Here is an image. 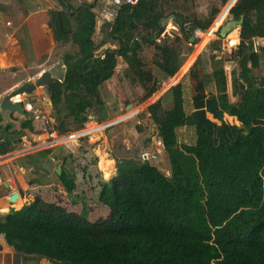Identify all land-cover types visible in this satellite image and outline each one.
<instances>
[{"label":"trees","instance_id":"16d2710c","mask_svg":"<svg viewBox=\"0 0 264 264\" xmlns=\"http://www.w3.org/2000/svg\"><path fill=\"white\" fill-rule=\"evenodd\" d=\"M57 1L60 8L46 12L53 38L65 44L71 34L78 47L75 54L65 55L62 82L47 84L56 112L53 129L59 135L83 128L88 110L102 104L100 85L113 76L119 61L144 89L145 98L151 95L159 80L139 56L142 43L153 46V64L163 77H171L182 64L181 42H190L194 30L208 28L219 9L214 7L204 17L173 12L181 36L170 38L161 26L169 0L124 2L107 23L116 48L94 54L93 5L74 7L70 0ZM229 13L233 19L243 15L235 51L239 87L229 103L214 97L204 100V112L214 119H204L205 138L178 145L174 111L181 107L182 94L180 84L171 86L173 108L163 123L170 142L165 146L170 174L147 160H119L115 175L97 182V201L109 213L94 221L40 197L16 210L14 205L8 212L1 210L7 213L0 216V232L18 249L21 263L44 259L51 264H264V74H255L259 55L253 43L255 37H264V0H238ZM207 38L205 34L199 45ZM224 115L238 123H228ZM184 121L195 126L196 113ZM22 128L37 136L31 118ZM13 147L11 141L0 139V155ZM29 164L34 171L38 168L35 158ZM99 167L108 178L113 161L100 154ZM58 179L70 196L75 174L63 170ZM17 201L23 199L18 196Z\"/></svg>","mask_w":264,"mask_h":264},{"label":"rangeland","instance_id":"374dc122","mask_svg":"<svg viewBox=\"0 0 264 264\" xmlns=\"http://www.w3.org/2000/svg\"><path fill=\"white\" fill-rule=\"evenodd\" d=\"M34 1L37 7L32 6V13L40 9H44L45 13L50 9L60 8L54 0H0V102L17 86L28 81L33 82L34 78L43 70H49L51 75L61 78L66 66L64 64L62 67V58L60 57L65 53H75L78 50L77 43L70 34L68 44H58L53 50H47L49 53L46 52L39 59L35 58L33 51L27 46L31 44L30 39L25 38V35L29 38L31 34L29 31H26L25 34L24 30L27 29L23 23L25 17L29 12L31 13L30 4ZM121 1L126 2V0ZM134 1L131 0L132 3ZM228 1L221 4L220 0H169V5H165L166 16L173 12H181L184 15L204 17L208 16L214 7L219 9L208 28L203 31L194 30L190 42L185 40L181 42L182 64L171 77H163L153 64V46L142 43L139 56L153 79L159 80L156 83V90L147 98H145L144 89L132 78L130 72L124 67V63L119 61L113 76L100 85L99 94L102 104H94L88 110V120L79 130H71L60 135L53 130L56 123V112L52 108L45 86H39L30 93L17 95L13 100L23 104L24 110L29 113L28 117L33 122V131L37 136L31 137L29 131L25 130L24 135L16 140L17 134L15 136L11 134L15 139L13 150L0 156V197H2L0 199V216L6 213L1 210L7 207L4 203L6 199L8 200L9 193L18 190L23 202H18L16 199L17 202L10 204L15 208L18 207L17 204L20 205V208L21 205L28 204L35 197H40L44 201L65 207L67 211L85 214L90 221L105 218L109 209L97 201L99 192L97 182L99 178L107 180L115 173L108 178L104 177V173L99 167L100 154L107 155L110 159L113 157L116 162L124 159L142 162L143 152L153 154L154 158L148 157L147 161L168 176L170 167L168 166L169 162L167 164L168 155L165 146L170 142L164 132L163 123L165 113L173 108L175 95L174 90L170 91L169 88L180 84L182 94L181 107L174 111L179 120V126L175 131L178 145L190 144L198 138H205L204 119L211 118L204 112L206 98L214 97L223 104L236 99L235 91L239 87L238 68L235 61L238 28L227 33L226 36H220L218 32L222 24L233 19L228 9L238 0L236 2L233 0L231 5L228 4ZM78 2L75 0V4ZM93 3L100 5L99 0H94ZM111 7L115 9L114 4H111ZM23 9L28 10L27 13H24ZM94 10H96L93 12L98 17L97 19L101 23L106 22L102 19V14L98 13L101 9L95 7ZM33 18L37 21L36 16ZM111 18L114 19V17ZM221 20L223 22L217 28ZM35 24L31 27L30 32L37 30ZM103 29L108 35L107 24L103 25ZM163 34L170 38L176 35L181 36L171 17L166 23ZM163 34L160 38H163ZM205 34L208 38L199 45ZM43 35L47 39L50 37L45 27H43ZM107 35L103 37L102 30L95 28L93 38L97 50L93 51L94 54L107 47L116 48L117 44L111 41ZM14 39L23 46V56L20 49L13 45L16 42ZM27 41L29 43L26 45ZM258 55L260 59L264 60V50H259ZM218 61L220 64L216 66ZM183 67L185 68L181 70ZM263 72L260 67L255 70V74ZM129 105L131 106L128 107ZM191 112L196 113L195 126L187 125L184 121ZM0 116V139H2L6 122L12 123L9 128L12 133L18 128L21 115L17 112L9 114L5 110H0ZM224 119L228 123H238L232 116L224 115ZM106 124L108 125L106 126ZM53 131L54 135L51 136ZM82 131L86 134H80ZM43 151H47V155L42 156L40 152ZM51 152L60 154L63 161L52 159ZM31 158H35L38 166L35 171L29 164ZM58 164H61V172L64 170L75 174L76 187L70 196L66 194L59 182L56 173ZM114 166L113 171L116 172ZM31 180L36 183L30 185L29 181ZM3 183L7 184L6 188H3ZM11 208L13 206L7 207V212ZM21 261L18 249L7 242L4 233L0 232V264H24ZM26 264L36 263L28 262ZM37 264L51 263L42 259Z\"/></svg>","mask_w":264,"mask_h":264},{"label":"crops","instance_id":"0c3cea01","mask_svg":"<svg viewBox=\"0 0 264 264\" xmlns=\"http://www.w3.org/2000/svg\"><path fill=\"white\" fill-rule=\"evenodd\" d=\"M79 2L78 3H76L75 4V0H70V2H71V4L74 6V7H77V6H79V5H81L83 2H85V3H87V4H92L93 5V10L92 11H95L96 12V10H94V8L96 7V8H99V9H101L100 10V12L98 11V13H99V15H101L102 14V19L103 20H105L106 22H104V23H101V21L99 20V19H97L98 17L95 15V13H94V15H95V17H94V19H95V22H94V26H93V29H94V31L92 32V34H91V37H90V39L92 40V42H93V45H95L94 44V38H93V35H94V32H95V28H99L100 30H102V36L103 37H105L106 35H107V33L104 31V29H103V25H105V24H107V23H109V22H111V20H112V18L111 17H115V15H116V13H117V10H118V8L124 3V2H120V0H99L100 1V5H94V0H78ZM136 1V0H135ZM134 1V2H135ZM54 2L57 4V5H59L58 4V1L57 0H54ZM111 4H114L115 5V9H112V7H111ZM31 7L34 5L35 7H37V5H36V2L34 1V2H31ZM60 6V5H59ZM39 7V6H38ZM106 10H108V12H106ZM111 10V11H110ZM113 11V12H112ZM113 13V14H112ZM34 16H36L37 17V21L33 18ZM35 22H36V24H35ZM7 23H9L8 21H7ZM23 23H24V25H25V29H27V30H24L25 31V34H26V31H29V33L31 34V37H29L28 38V36L27 35H25V38L28 40V39H30L29 41L31 42V44L30 45H27L28 43H29V41H27V43H26V45L28 46V48H31V50L33 51V54H34V56H35V58L36 59H39L43 54H45L46 52H48L47 50H49V49H51V50H53V48L55 47V46H57L58 44H61V43H58V42H56L55 40H54V38H53V35H52V31H51V28L49 27V25H48V23H47V17H46V12L44 13V9H40V10H37V11H35V12H33L32 13V11H31V13L29 12V14L25 17V21H23ZM35 24V27H37V30H34V31H31L30 32V29H31V27L33 26ZM43 27H45V29L46 30H48V32H49V39H47L44 35H43ZM108 36V35H107ZM237 38V41L239 42V28H238V32H237V36H236ZM9 38V37H8ZM109 39L111 40V41H113L110 37H109ZM14 40H16V39H14ZM256 42V47H255V49L258 51V53H259V50H261V51H263L264 50V37H255L254 39H253V43H254V45H255V42ZM19 41H17L16 40V42H14L13 43V45H15V46H17L19 49H20V52H22L21 54H22V56H23V46L21 45V43L19 44L18 43ZM113 42H115V41H113ZM23 43V42H22ZM116 43V42H115ZM65 44H68V43H65ZM114 44V43H113ZM25 45V44H24ZM237 45H238V43H237ZM93 47H96V45L95 46H93ZM236 48H237V46H236ZM112 49V48H111ZM97 50V48H95L93 51L95 52ZM77 52V51H76ZM75 52V53H76ZM49 53V52H48ZM74 52L73 53H70V52H68V53H65V54H63L60 58H62L61 60H62V67L64 66V64H66V60H67V58L65 57V55L67 54H70V55H73V54H75ZM217 64H220V63H217ZM66 66V65H65ZM216 66H219V65H216ZM215 67V66H214ZM259 67H260V69L261 70H263L264 71V60L263 59H260V56H259ZM1 68H3V67H1ZM61 68V67H60ZM220 68H222V67H220ZM217 69H219V67H217ZM220 70V69H219ZM214 71V70H213ZM42 72V71H41ZM40 74V73H39ZM39 74H38V76H39ZM262 74H264V72L262 73ZM35 79V78H34ZM176 85V84H175ZM174 86V85H173ZM206 114L207 115H210L211 116V114H209L208 112H206ZM228 116V115H227ZM213 118H212V116H211V118H210V120H212ZM214 120V119H213ZM126 147H127V145H125ZM100 156V155H99ZM117 157H119V156H117ZM116 157V158H117ZM109 158V157H108ZM110 159V158H109ZM118 159V158H117ZM112 161H113V166H114V163H115V166H116V160H115V158H113L112 157V159H111ZM167 164H168V161H167ZM115 166H114V170H116V168H115ZM168 166H169V164H168ZM22 168V167H21ZM165 170H167L166 168H165ZM115 173V171H112V174L111 175H113ZM110 175V176H111ZM4 185L3 186H5V184L6 183H3ZM27 186H29L27 183H25ZM6 188V187H5ZM21 188V187H20ZM22 189V188H21ZM15 191H17L18 193H19V199L21 200L22 199V197H21V195H20V192L18 191V190H14L13 192H15ZM9 194H11V193H9ZM3 196V195H2ZM2 197H0V199H1ZM4 198H6V196L4 195ZM2 201H4L3 199H2ZM6 202L4 203V204H6L7 205V207H9V206H13V205H10L11 203L6 199L5 200ZM17 202V201H16ZM20 202V201H19ZM23 202V201H22ZM18 205V207L17 208H15V209H18L19 208V204H17ZM21 206H23V205H21ZM6 207V208H7ZM3 210V209H2ZM7 213V212H6Z\"/></svg>","mask_w":264,"mask_h":264},{"label":"water","instance_id":"95a60500","mask_svg":"<svg viewBox=\"0 0 264 264\" xmlns=\"http://www.w3.org/2000/svg\"><path fill=\"white\" fill-rule=\"evenodd\" d=\"M232 6L229 7V9ZM174 19V14H170L168 16H166L165 18H163L161 20V26L163 28H165L167 21L169 20V18ZM242 18L243 15H240L238 19H230L227 20L224 24H222V26H220L219 28V34L220 36H226L227 33L231 32L232 30H235L236 28H239L241 23H242ZM203 31V30H202ZM255 42V41H254ZM255 47H256V42H255ZM102 48V47H101ZM56 78L54 76L51 75L50 71H43L41 72V74L39 76H37L33 82H25L23 84H21L20 86H17L16 88H14L13 90H11L0 102V109L5 110V111H9V112H17L19 114H22L20 121H19V125L18 128L21 129L22 127V120L25 116L28 115V112L23 111L20 108V103L19 102H14L12 99L15 95H20L23 93H30L32 92L35 88L39 87V86H45L47 83L51 82V81H55ZM131 105H129L128 107H130ZM108 124H106L107 126ZM85 133L84 131H82L80 134ZM86 134V133H85ZM50 157L52 159H57L59 161H63V157L55 152H51L50 153ZM56 173L58 175L61 174V164H58L56 166ZM5 186H7V184H5ZM19 193L17 191L12 192L11 194L8 195V201L10 203H13L16 201V199L18 198Z\"/></svg>","mask_w":264,"mask_h":264},{"label":"flooded vegetation","instance_id":"af4514ba","mask_svg":"<svg viewBox=\"0 0 264 264\" xmlns=\"http://www.w3.org/2000/svg\"><path fill=\"white\" fill-rule=\"evenodd\" d=\"M58 70V69H57ZM44 71V70H43ZM42 71V72H43ZM65 73H66V68H64V70H63V72H62V74H61V78L60 77H56V76H54L55 78H56V80L57 81H59V82H62V79L64 78V76H65ZM40 74H41V72H40ZM39 74V75H40ZM53 76V75H52ZM55 80V81H56ZM52 82V81H51ZM48 84V83H47ZM47 84L45 85V87L47 88ZM48 91V90H47ZM48 95H49V93H48ZM13 100V99H12ZM14 102H19V101H15L14 100ZM20 103V102H19ZM20 108L22 109L23 108V104L22 103H20ZM0 110H2V109H0ZM23 111H25V112H27L26 110H24V108L22 109ZM6 112H8L9 114H10V112L9 111H6ZM19 115H21L22 116V114H19ZM21 116H20V118H21ZM29 113H28V115L27 116H25L24 118H23V120H22V122L24 121V120H26V119H29ZM20 118H19V121H20ZM19 121H18V125L20 124L19 123ZM10 126H12V123L11 122H6V125L4 126V130H3V137H6L5 139H1V142H5V141H11L12 142V144L14 143V138L12 137V135L13 136H15L16 134H17V137H16V140H18V138L21 136V135H24V131H25V129L23 130V128L21 127V129H19V128H17L14 132H12L11 133V131L9 130V128H10ZM54 130V129H53ZM56 132V131H55ZM19 133H22L20 136H18L19 135ZM57 133V132H56ZM12 134V135H11ZM58 134V133H57ZM54 135V134H53ZM53 135H51V136H53ZM4 155V154H3ZM1 156V155H0ZM6 186H3V188H5Z\"/></svg>","mask_w":264,"mask_h":264},{"label":"built area","instance_id":"2783aa9c","mask_svg":"<svg viewBox=\"0 0 264 264\" xmlns=\"http://www.w3.org/2000/svg\"><path fill=\"white\" fill-rule=\"evenodd\" d=\"M126 2H131V0H126ZM131 3H132V2H131ZM223 20H224V18H223ZM223 20H221V22H220V24L217 26V28L221 25V23L223 22ZM196 30H199V29H196ZM200 31H201V30H200ZM53 133H54V131L51 132V135H53ZM148 157H150V158L152 159V158H154V155H153V154H148V153H146V152H143V153H142V159H143V160H149Z\"/></svg>","mask_w":264,"mask_h":264},{"label":"bare ground","instance_id":"6f19581e","mask_svg":"<svg viewBox=\"0 0 264 264\" xmlns=\"http://www.w3.org/2000/svg\"><path fill=\"white\" fill-rule=\"evenodd\" d=\"M17 95H15L14 97H13V99L16 97ZM14 101V100H13Z\"/></svg>","mask_w":264,"mask_h":264},{"label":"clouds","instance_id":"9594fccd","mask_svg":"<svg viewBox=\"0 0 264 264\" xmlns=\"http://www.w3.org/2000/svg\"><path fill=\"white\" fill-rule=\"evenodd\" d=\"M229 10V9H228Z\"/></svg>","mask_w":264,"mask_h":264}]
</instances>
